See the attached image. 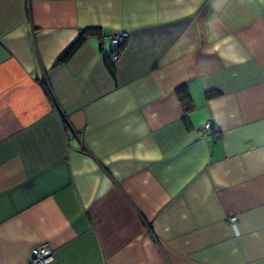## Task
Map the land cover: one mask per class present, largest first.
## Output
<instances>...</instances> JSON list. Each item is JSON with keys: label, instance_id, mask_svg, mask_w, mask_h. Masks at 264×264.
I'll return each mask as SVG.
<instances>
[{"label": "crops", "instance_id": "0c3cea01", "mask_svg": "<svg viewBox=\"0 0 264 264\" xmlns=\"http://www.w3.org/2000/svg\"><path fill=\"white\" fill-rule=\"evenodd\" d=\"M41 244L264 264V0H0V264Z\"/></svg>", "mask_w": 264, "mask_h": 264}, {"label": "built area", "instance_id": "2783aa9c", "mask_svg": "<svg viewBox=\"0 0 264 264\" xmlns=\"http://www.w3.org/2000/svg\"><path fill=\"white\" fill-rule=\"evenodd\" d=\"M127 36H128L127 31H120V32L113 31L109 34V39L115 45H119L124 41V39ZM117 57H118L117 53H114L111 56L112 61H115ZM210 125L211 124L209 121L206 122L202 127L203 132L205 133L208 132L210 130ZM237 221L238 219L235 215L229 216L226 219L228 225L232 227L236 226ZM53 260H54V254L51 247H49L47 244H41L33 250L32 257L28 264H50L53 262Z\"/></svg>", "mask_w": 264, "mask_h": 264}, {"label": "trees", "instance_id": "16d2710c", "mask_svg": "<svg viewBox=\"0 0 264 264\" xmlns=\"http://www.w3.org/2000/svg\"><path fill=\"white\" fill-rule=\"evenodd\" d=\"M93 30H94L93 28H85L81 30L77 38L57 57V59L53 63V67L61 65L64 62H66L69 59V57L72 55V53L78 48V46L88 36V34H90L91 31ZM123 43L124 41L119 45H122ZM109 68L111 69V73L114 74V70L111 65H109ZM177 92H178L182 107L184 109V116L186 117L187 113L191 110V107H192L191 100L189 98L188 93L185 91L184 88L182 87L177 88ZM214 94H216L215 91H207L205 95L206 97H210V96H213Z\"/></svg>", "mask_w": 264, "mask_h": 264}]
</instances>
